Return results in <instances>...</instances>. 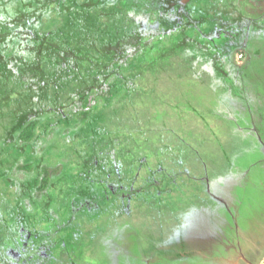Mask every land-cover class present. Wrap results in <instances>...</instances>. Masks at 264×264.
I'll use <instances>...</instances> for the list:
<instances>
[{
	"label": "rangeland",
	"instance_id": "1",
	"mask_svg": "<svg viewBox=\"0 0 264 264\" xmlns=\"http://www.w3.org/2000/svg\"><path fill=\"white\" fill-rule=\"evenodd\" d=\"M144 1L115 0L111 15L135 17ZM193 2L195 21L108 80L91 152L48 153L52 136L36 154L46 179L37 164L14 177L26 222L12 237L0 205V264H264V0ZM14 97L0 94V115L17 112ZM105 157L122 171L110 191L132 192L99 212L72 192L101 193L82 185L84 163Z\"/></svg>",
	"mask_w": 264,
	"mask_h": 264
},
{
	"label": "flooded vegetation",
	"instance_id": "2",
	"mask_svg": "<svg viewBox=\"0 0 264 264\" xmlns=\"http://www.w3.org/2000/svg\"><path fill=\"white\" fill-rule=\"evenodd\" d=\"M114 1L0 0V94L5 91L11 98L15 93L13 103L19 106L13 115H0V205L14 212L7 221L12 237L15 223L20 218L26 222L14 177L27 176L37 164L41 179H46L49 170L36 155L45 152L48 142L44 141L55 137L48 153L60 151L62 145L91 152L94 115H102L96 112V103L106 99L108 80L121 77L124 59L146 48L152 37L163 39L173 30L186 28L189 18L195 21L194 0H167L163 5L162 0H146L141 9L147 7V11L136 6L137 16L122 21L111 15L121 12L114 9ZM158 44L155 41L149 51ZM92 162L84 163L82 185L92 190L95 181L101 193L83 195L75 190L72 196L86 198L85 204L104 212L109 201L116 203L132 191H122L126 187L121 181L109 189L112 178L122 177L118 162L116 173L109 172L113 161L108 157L95 165Z\"/></svg>",
	"mask_w": 264,
	"mask_h": 264
},
{
	"label": "built area",
	"instance_id": "3",
	"mask_svg": "<svg viewBox=\"0 0 264 264\" xmlns=\"http://www.w3.org/2000/svg\"><path fill=\"white\" fill-rule=\"evenodd\" d=\"M243 56H244V54H243L242 52H241V53H238V54H237V60L243 58Z\"/></svg>",
	"mask_w": 264,
	"mask_h": 264
},
{
	"label": "trees",
	"instance_id": "4",
	"mask_svg": "<svg viewBox=\"0 0 264 264\" xmlns=\"http://www.w3.org/2000/svg\"><path fill=\"white\" fill-rule=\"evenodd\" d=\"M221 60H222V58H221ZM221 60H220V61H221ZM220 64H221V66H223V65H224L223 63H220Z\"/></svg>",
	"mask_w": 264,
	"mask_h": 264
}]
</instances>
